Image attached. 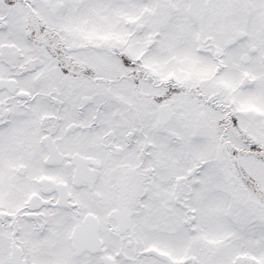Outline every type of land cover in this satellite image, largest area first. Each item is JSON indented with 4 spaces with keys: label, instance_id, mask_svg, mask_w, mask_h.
<instances>
[{
    "label": "snow or ice",
    "instance_id": "6c2138e0",
    "mask_svg": "<svg viewBox=\"0 0 264 264\" xmlns=\"http://www.w3.org/2000/svg\"><path fill=\"white\" fill-rule=\"evenodd\" d=\"M0 264H264V0H0Z\"/></svg>",
    "mask_w": 264,
    "mask_h": 264
}]
</instances>
